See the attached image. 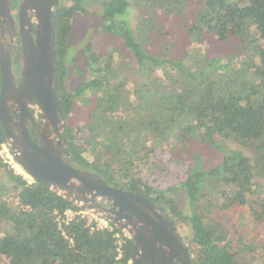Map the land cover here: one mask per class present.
<instances>
[{
	"label": "trees",
	"instance_id": "16d2710c",
	"mask_svg": "<svg viewBox=\"0 0 264 264\" xmlns=\"http://www.w3.org/2000/svg\"><path fill=\"white\" fill-rule=\"evenodd\" d=\"M84 2L59 0L54 15L72 163L151 198L178 231L189 226L179 233L193 264H244L250 249L236 247L211 214L220 200L227 211L256 195L255 221H264V0H106L105 49L87 48L100 67L70 90L68 42L74 16L91 14ZM132 5L141 11L135 28L123 19ZM5 144L0 121V151ZM0 170V264H131L134 243L113 224L59 223L55 211L81 208L1 159ZM177 190L191 213L170 197Z\"/></svg>",
	"mask_w": 264,
	"mask_h": 264
},
{
	"label": "water",
	"instance_id": "95a60500",
	"mask_svg": "<svg viewBox=\"0 0 264 264\" xmlns=\"http://www.w3.org/2000/svg\"><path fill=\"white\" fill-rule=\"evenodd\" d=\"M58 3L21 1L19 81L13 69L12 43L8 47L0 43V121L9 151L35 180L75 206L105 218L131 239L135 243L132 264H193L170 218L154 200L113 187L98 173L72 163L63 138L66 131L58 94L54 25ZM0 8H6L13 21L9 0H0ZM15 111L19 118H14ZM38 116L44 125L39 144L29 128Z\"/></svg>",
	"mask_w": 264,
	"mask_h": 264
},
{
	"label": "rangeland",
	"instance_id": "374dc122",
	"mask_svg": "<svg viewBox=\"0 0 264 264\" xmlns=\"http://www.w3.org/2000/svg\"><path fill=\"white\" fill-rule=\"evenodd\" d=\"M104 1L106 0H85L83 6L91 14L87 16L76 14L72 19V33L68 42V59L66 60L68 70L67 89L74 90L83 81L90 80L93 77L91 70L100 67L99 63L94 67L92 66L87 48L91 46L95 53H99V51L105 49L106 41L101 28L103 22L99 17L101 5ZM133 1L131 0L132 4ZM140 16L141 11L139 8L132 5L123 16V19L130 24L131 28H135ZM123 47L122 45V51L124 50ZM122 51L120 50V53ZM132 78L135 79L136 77L132 76ZM230 146L234 149H241L235 144H230ZM244 153L247 156H252L250 151L246 150ZM2 156L1 160L13 169L16 174L21 175L23 178L25 177L28 181L35 180L33 177H29V174L16 163L9 149L8 151H4ZM211 159L210 157L207 161L210 163ZM2 175L3 171L0 170V178ZM258 180V183H263L261 177ZM170 195L182 212L186 214L191 213L189 200L184 190H177ZM261 201V197L254 195V198H250L246 206L234 203L227 211H223L219 208L225 202L220 200L219 206L211 214L213 219L223 224L229 233V240L236 247L250 249V251L240 256V260L244 264H264V221L260 220L256 224L255 218L258 217L260 211L254 213V210H257L260 206L259 202ZM189 231V226L181 225V231L179 232L186 235ZM243 242L246 244L245 246L242 245Z\"/></svg>",
	"mask_w": 264,
	"mask_h": 264
},
{
	"label": "flooded vegetation",
	"instance_id": "af4514ba",
	"mask_svg": "<svg viewBox=\"0 0 264 264\" xmlns=\"http://www.w3.org/2000/svg\"><path fill=\"white\" fill-rule=\"evenodd\" d=\"M21 1L22 0H9L10 12H11L13 21L7 15L6 8H0V43L5 44L6 47H8L10 42L12 43L11 53L13 56V69H14V73L16 75L17 81H19L21 68H22V60H21L22 54H21V51L19 49L20 37H19V25H18V9H19ZM30 112L33 114L32 109L30 110ZM13 116L15 119L19 118V113L17 111H15ZM43 126H44L43 122L41 121V118L39 116H38V118H36L35 125H32L31 123L29 124V128L33 129L32 136L34 138V141L38 144L40 143V131L42 130ZM63 138H65L64 135H63ZM53 139H54V142L57 143L58 138L56 136H54ZM64 149H65V147H62V151ZM105 205L108 207L110 206V204H105ZM166 214H167V212H166ZM168 217H169V215H168ZM174 227H175V225H174ZM177 232L180 235L178 230H177ZM124 236L127 237L125 234H124ZM180 237H181V235H180ZM134 251H135V243H134ZM133 257H134V253H133ZM131 264H132V261H131Z\"/></svg>",
	"mask_w": 264,
	"mask_h": 264
},
{
	"label": "built area",
	"instance_id": "2783aa9c",
	"mask_svg": "<svg viewBox=\"0 0 264 264\" xmlns=\"http://www.w3.org/2000/svg\"><path fill=\"white\" fill-rule=\"evenodd\" d=\"M4 151H8V147L6 144L3 145L2 151H0V159L3 157L2 153ZM29 177L31 176L29 175ZM24 179L26 180L25 177ZM28 182L31 183L32 181H28ZM54 214L57 216V220L59 223L61 222L68 223L76 217H81V218H87L89 224L97 230L112 229V226L110 225L111 223L108 220L93 212L86 211L83 209L81 210L69 209L66 210L62 215L59 213V211H55ZM117 237H119V235H117ZM119 245H121V243H119Z\"/></svg>",
	"mask_w": 264,
	"mask_h": 264
}]
</instances>
